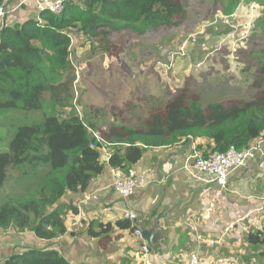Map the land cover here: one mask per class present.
I'll list each match as a JSON object with an SVG mask.
<instances>
[{
    "label": "trees",
    "instance_id": "1",
    "mask_svg": "<svg viewBox=\"0 0 264 264\" xmlns=\"http://www.w3.org/2000/svg\"><path fill=\"white\" fill-rule=\"evenodd\" d=\"M6 1L0 0V9ZM243 1L264 6V0H222L223 15L233 16ZM189 5L190 0H69L60 15L41 13L42 24L36 19L7 24L0 31V114L43 110L46 94L55 110L71 103L73 31L92 46L108 43L112 32L145 36L177 26V15ZM256 58L257 75L248 100L231 97L203 106L199 96L185 89L165 104L152 107L136 127L120 119L104 125L98 111L80 114L72 103L67 114L56 111L39 123L14 126L9 151L0 152V193L5 195L0 201V235L33 233L45 241L64 236L67 212L77 214L78 210L61 201L68 192L87 191L104 172L99 160L102 148L111 155V169L129 176L130 169L152 148L195 142L208 156L231 147L242 151L262 140L264 51ZM92 132H98L102 141ZM141 226L119 220L101 224L100 232L92 231V235L99 237L117 229L134 233ZM246 240L253 247L264 246V224ZM5 264L70 263L56 250L33 248L12 255Z\"/></svg>",
    "mask_w": 264,
    "mask_h": 264
},
{
    "label": "crops",
    "instance_id": "2",
    "mask_svg": "<svg viewBox=\"0 0 264 264\" xmlns=\"http://www.w3.org/2000/svg\"><path fill=\"white\" fill-rule=\"evenodd\" d=\"M34 17L26 6L5 23L15 25L18 19L27 21ZM261 141L256 159L230 176L229 191L220 206L213 209L207 203L216 186L206 174L185 169L193 153L191 144L149 149L130 171L132 176L150 178L151 183L128 200L113 190L112 169L106 163L104 172L87 191L68 192L61 201L78 210L77 214L67 212L64 236L45 241L33 233L1 234L0 264L33 248L56 250L70 264H214L218 259L224 264H264V246L253 247L246 240L248 234L264 224V216L252 215L264 203V138ZM129 211L138 215L137 223H133L143 226L144 222L148 225L143 226L145 229L153 228L162 218L165 241L157 248L162 260L153 256L144 259V242L130 230L92 235V231L100 232L101 224L124 220ZM194 215H199L195 221L204 238H220V245L211 249L197 242L191 227Z\"/></svg>",
    "mask_w": 264,
    "mask_h": 264
},
{
    "label": "rangeland",
    "instance_id": "3",
    "mask_svg": "<svg viewBox=\"0 0 264 264\" xmlns=\"http://www.w3.org/2000/svg\"><path fill=\"white\" fill-rule=\"evenodd\" d=\"M262 19L264 6L256 2L243 1L226 17L222 0H190L176 17L177 26L145 36L112 32L108 43L92 46L73 31L71 103L80 114L98 111L104 125L120 119L136 127L152 107L185 89L199 96L203 106L231 97L248 100L257 75L256 57L264 51ZM49 103L46 94L43 110L0 114V152L9 151L14 126L39 123L45 115L67 114L71 108L68 103L55 110ZM4 197L3 191L0 201Z\"/></svg>",
    "mask_w": 264,
    "mask_h": 264
},
{
    "label": "built area",
    "instance_id": "4",
    "mask_svg": "<svg viewBox=\"0 0 264 264\" xmlns=\"http://www.w3.org/2000/svg\"><path fill=\"white\" fill-rule=\"evenodd\" d=\"M69 0H7L4 6L0 9V31L4 28V22L9 17L19 13L26 6L32 10L35 14L33 19H36L40 24L42 20L40 14L43 12H49L54 15H59L64 11V6ZM5 20V21H4ZM23 19H18L17 23H23ZM6 26V23H5ZM93 136L98 140L102 141V137L98 132H92ZM262 141L254 143L249 148L238 151L235 147H231L225 153H213L205 156L195 142H192V155L188 159V164L185 165L186 170H192L194 172L204 173L209 177V182L216 186V191L209 200L208 207L211 209L218 208L223 202V196L229 191V178L230 176L245 167L249 162L256 159L258 152L261 149ZM181 143H184L182 141ZM94 148V145H91ZM101 151L106 152L110 155L106 148H102ZM111 156V155H110ZM112 173V188L113 190L124 200L130 199L138 189L144 188L151 183L150 178L142 176H126L120 170H111ZM259 212L264 216V203L258 209H255L252 215ZM251 215V214H250ZM199 215L193 216L192 233L198 243L206 244L209 248L214 249L220 245V238H204L200 225L195 221ZM124 220H128L134 223L138 221V215L129 211L124 215ZM231 230L234 226H228ZM135 235L142 240V229L138 228L135 231ZM225 237V236H222ZM144 242V241H143ZM141 252L144 259L150 256L158 260L163 259L161 252L151 250L145 243L141 246ZM195 264H201L197 261ZM214 264H224V260L218 259Z\"/></svg>",
    "mask_w": 264,
    "mask_h": 264
},
{
    "label": "water",
    "instance_id": "5",
    "mask_svg": "<svg viewBox=\"0 0 264 264\" xmlns=\"http://www.w3.org/2000/svg\"><path fill=\"white\" fill-rule=\"evenodd\" d=\"M5 21V20H4ZM5 27V22H4ZM110 155L106 152L99 151V160L102 164L109 163ZM142 229V240L144 241L145 245L150 248L151 250H156L159 246L164 244L165 236L163 234V227L164 222L162 218L155 224L153 228L145 229L141 226Z\"/></svg>",
    "mask_w": 264,
    "mask_h": 264
},
{
    "label": "bare ground",
    "instance_id": "6",
    "mask_svg": "<svg viewBox=\"0 0 264 264\" xmlns=\"http://www.w3.org/2000/svg\"><path fill=\"white\" fill-rule=\"evenodd\" d=\"M62 14V13H61ZM60 15V14H59Z\"/></svg>",
    "mask_w": 264,
    "mask_h": 264
}]
</instances>
